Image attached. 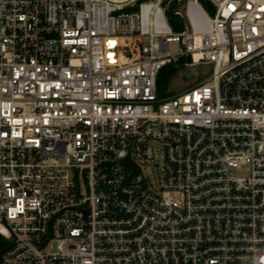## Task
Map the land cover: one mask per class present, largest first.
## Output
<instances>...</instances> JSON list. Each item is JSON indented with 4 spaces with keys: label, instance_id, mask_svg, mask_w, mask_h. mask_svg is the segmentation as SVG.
Returning a JSON list of instances; mask_svg holds the SVG:
<instances>
[{
    "label": "built area",
    "instance_id": "2783aa9c",
    "mask_svg": "<svg viewBox=\"0 0 264 264\" xmlns=\"http://www.w3.org/2000/svg\"><path fill=\"white\" fill-rule=\"evenodd\" d=\"M0 264H264V0H0Z\"/></svg>",
    "mask_w": 264,
    "mask_h": 264
},
{
    "label": "rangeland",
    "instance_id": "374dc122",
    "mask_svg": "<svg viewBox=\"0 0 264 264\" xmlns=\"http://www.w3.org/2000/svg\"><path fill=\"white\" fill-rule=\"evenodd\" d=\"M202 5L210 15H213V11L206 3H203ZM176 8L180 9L181 7H175V9ZM168 23L175 32H179L183 29V20L178 17H168ZM181 48L182 47L178 43L173 44L174 51H180ZM178 68L179 71L176 73L175 77L172 79L168 87V90L172 91L175 94L180 93L186 88L195 85L211 71L210 67H205L202 65L192 67V65L183 64L178 65ZM144 174L154 182L158 178L157 171L152 165H149L144 170Z\"/></svg>",
    "mask_w": 264,
    "mask_h": 264
},
{
    "label": "trees",
    "instance_id": "16d2710c",
    "mask_svg": "<svg viewBox=\"0 0 264 264\" xmlns=\"http://www.w3.org/2000/svg\"><path fill=\"white\" fill-rule=\"evenodd\" d=\"M189 58H182L178 65H183L186 62H189ZM178 65H167L162 69L158 76L157 86H158V95L160 98H167L172 95H175L172 91L168 90V87L172 81V79L175 77L176 73L179 71Z\"/></svg>",
    "mask_w": 264,
    "mask_h": 264
}]
</instances>
